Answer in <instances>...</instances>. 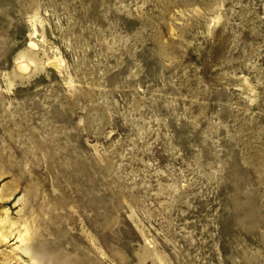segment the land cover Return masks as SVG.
Segmentation results:
<instances>
[{"label": "rangeland", "instance_id": "rangeland-1", "mask_svg": "<svg viewBox=\"0 0 264 264\" xmlns=\"http://www.w3.org/2000/svg\"><path fill=\"white\" fill-rule=\"evenodd\" d=\"M0 235V264H264V0H0Z\"/></svg>", "mask_w": 264, "mask_h": 264}, {"label": "bare ground", "instance_id": "bare-ground-1", "mask_svg": "<svg viewBox=\"0 0 264 264\" xmlns=\"http://www.w3.org/2000/svg\"><path fill=\"white\" fill-rule=\"evenodd\" d=\"M31 46H33V47H35V45L33 44V43H31ZM51 61V60H50ZM55 60H53V62H54ZM52 62V61H51ZM55 64H57V63H59V62H57V61H55L54 62ZM54 64V65H55ZM53 65V64H52ZM57 66V65H56ZM59 66V65H58ZM21 68L20 69H22V70H26V68H25V66L24 65H22V66H20ZM55 68H57V67H55ZM27 233H28V231H27ZM9 236V235H8ZM0 237L3 239V241H6V242H8V240H9V238H7L6 236H3V235H0ZM26 236H24L23 237V234L22 235H20L18 238H16V237H14V238H12V240L14 241L15 239H17V241L15 242H13V245L14 244H18V243H24V242H26L28 239L27 238H25ZM11 242V241H10ZM19 246V245H18Z\"/></svg>", "mask_w": 264, "mask_h": 264}]
</instances>
